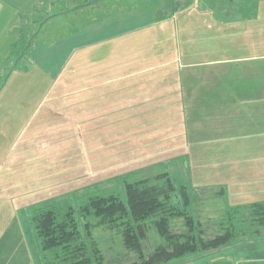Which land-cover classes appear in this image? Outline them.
<instances>
[{
    "label": "rangeland",
    "instance_id": "374dc122",
    "mask_svg": "<svg viewBox=\"0 0 264 264\" xmlns=\"http://www.w3.org/2000/svg\"><path fill=\"white\" fill-rule=\"evenodd\" d=\"M12 1L13 6L18 5L20 10L28 6L24 0ZM19 1L21 5H19ZM155 1L153 0L151 4L154 12H156ZM122 2L123 0L120 2L118 0H101L84 9H81L76 0H60L53 4L35 2L37 3L34 7L36 10L31 9L29 12L32 20L37 21L35 26L32 22L29 23L30 26L29 24L24 26L23 30L25 28L26 30L20 36L21 40L17 41L12 55L0 61V102L15 100L20 103H35L36 108L43 105L51 106L46 104L51 100L58 101L52 98L54 92L51 94V90L57 89L56 92L60 94L63 86L69 85V88L74 86V89L77 90V87L89 84V81L84 80V77L78 80L79 69L89 70L94 66H99L106 60L98 61L105 58L112 59L114 53H134V49L141 45L138 41L140 39H143V43L148 42V49L153 51L162 48L161 45L169 43L170 39L173 40L176 36L180 37L183 46L184 43L190 44V47L196 48L198 53H201L198 56L199 59L203 58L206 49H215L220 45L222 47L228 45L229 48H242L243 50L239 52L244 54L246 60L248 58L255 60L258 53L264 52V13L262 11L260 19H257L255 7L251 9L249 7V10L239 13L214 11L213 15H216L217 19L213 21L205 13L191 12L188 28V24L183 26L185 19L179 24L176 22L173 24V20H168L170 24L165 26H160L159 20L155 21L157 16L172 18L174 12L153 13L149 8L137 6L136 1L132 6H130V2L127 5H121ZM180 11L175 15L180 17ZM59 12H63V17H51L46 20L50 15ZM151 16L153 18L151 23H145L144 20L140 26H136L132 22L137 21V17L141 20ZM222 16L227 17L229 21H221ZM252 16L255 17L253 22L251 21ZM152 38L166 39V41L159 45H152L150 44ZM258 39L263 42L261 45L253 41ZM168 43L166 44L167 48L170 46ZM141 50L145 52L147 48ZM95 62L96 64L92 65ZM72 93L74 91L67 95L70 96ZM107 96L112 95L103 93L101 90L90 89L79 93L78 98L84 100V107L91 105L93 112L96 110V114L99 115L106 113L109 109ZM67 101L72 104L65 106L62 109L63 113L60 112V109L56 111L61 113H59L60 117H58L59 115L42 117L37 120V123L31 121L30 124H28L30 121L24 122V119L20 118L21 123L15 127L17 129L15 133L18 132L20 142H31V146L37 149L44 147L42 137L47 134L49 136L50 127H59V130L50 133V136L56 133H63V136L61 139L53 141L52 145H67L69 150L67 156L47 157L37 151V156L22 153L19 158L15 155L3 157V150L0 146V264H41L38 260L39 244L31 223V213L34 208L63 198H68L72 205L77 207L80 204V195L88 193V191H92V194L112 190L123 197V180L125 178L130 180L153 178L164 172H167L174 180L176 187L179 185L187 187L190 197L189 214L194 217L204 232V240L208 241L215 236L217 230L215 223L221 221L228 205L224 203L219 189L196 188V181L194 178L191 180L190 177L189 167L192 165L187 157L174 156L173 150H168L172 144L171 139H154L153 144H148L151 141L143 138V140L137 139L134 144L130 143L125 146L123 145L125 141L123 126L117 125V129H114L112 125L106 124L96 125L102 129L99 136H114V138L95 139L92 136L94 134L92 131L83 137L80 133L83 125L73 123L81 120V117L72 116L76 113L77 99L75 96H71ZM111 107L114 106L111 105ZM38 109L40 110V108ZM43 109L44 107L41 108V112ZM18 112L20 114L19 110ZM23 115L25 116L24 109H21L20 117ZM87 119L89 117L85 116L84 120ZM137 126L141 127L140 124ZM18 128H20L19 131ZM142 129L144 128L139 130ZM42 134L45 135L42 136ZM34 135H36V140L32 141L31 137ZM0 141L7 142L3 137H0ZM48 144H50V140ZM129 148H131V152L128 151ZM125 149L126 156H124ZM166 149L168 151H165ZM162 152H166L164 160L160 158L153 161L154 157H157L155 154ZM82 153H84V157ZM88 157L90 165L86 163ZM145 159L150 161L143 166L144 168L121 164L112 167L114 170L96 171L98 168L105 169L109 165L129 160L131 163L140 161L136 165H141L142 161H146ZM82 160H85L84 167L80 166ZM60 164H66L63 166L65 172H59L57 175L66 176L68 180L61 186L59 183L46 185L45 183L54 177L55 172L52 169ZM35 176L41 181L36 182ZM42 184L45 187H41ZM252 210L249 207L239 208L240 218H250ZM89 222L94 223L93 220H89ZM246 222L249 223V221ZM183 224L182 219H175L172 222L171 230L173 232L183 231ZM92 227L91 232L105 256L106 264L131 262L134 257L126 252L114 231L102 227ZM260 232V234H264V229ZM155 238L153 229L149 228L147 240L143 243L147 250L153 247ZM247 239L252 240L251 238ZM230 245L226 246L234 250L236 244ZM226 246L198 251L183 257L174 264H202L208 259L212 260L219 256L220 252L215 251Z\"/></svg>",
    "mask_w": 264,
    "mask_h": 264
},
{
    "label": "crops",
    "instance_id": "0c3cea01",
    "mask_svg": "<svg viewBox=\"0 0 264 264\" xmlns=\"http://www.w3.org/2000/svg\"><path fill=\"white\" fill-rule=\"evenodd\" d=\"M24 1L28 6L20 10L18 5L13 6L12 0H0V61L9 58L14 51L22 15L25 18L31 9L35 11L37 1L53 4L56 0ZM98 1L101 0L80 7L84 9ZM134 1L137 6L149 8L153 13L174 12L172 18L168 16V19L157 16L155 21L159 20L160 26L170 24L169 21L172 20L173 24L175 22L179 24L185 19L183 26L188 24L189 28L191 12L205 13L210 16L211 21L217 19L216 15H213L214 11L239 13L249 10V7L250 9L255 7L257 19H260L262 11L264 13V0H156L154 2L156 12L151 7L153 0H123L121 5L130 2L132 6ZM179 10L182 17L175 15ZM62 14L63 12L56 13L51 17H63ZM252 17L253 22L255 17ZM130 19L133 20L132 17ZM137 19L135 22L132 21L136 26H140L144 20L145 23L153 21L152 16ZM221 21L229 19L222 16ZM142 40H138L141 45L134 49V53H114L112 59L98 61L106 60L99 66L89 70L79 69L78 80L84 77L89 84L81 85L76 88L77 90L74 86L71 88L69 85L63 86L60 94L56 92L57 89L51 90V94L54 92L52 98L58 100H51L46 104L51 106L43 105L38 107L39 110L36 104L31 102L20 103L15 100L0 102V137L7 141H0L2 156L15 155L19 158L22 153L37 156V151L47 157L67 156L69 153L67 145H52L53 141L63 136V133L50 136V133L59 130V127L51 126L49 136L45 135L46 133L42 134L45 136L42 137L44 147L41 149L33 148L31 142H20L15 127L21 123L20 118L24 119V122L30 121L28 123L30 124L31 121L37 123L42 117L54 115L60 117L62 109L72 104L67 101L68 98L75 96L78 105L75 106L76 113L72 116L81 117V120L73 123L83 125L80 130L83 137L91 131L95 139L111 137L99 136L102 129L96 125L106 124L112 125L114 129H117V125L123 126L125 146L143 138L151 141L148 144H153L154 139H171L172 144L168 150H173L174 156L187 157L192 165L189 167L190 177L197 182L196 188L219 189L224 203L228 206L264 203V52L258 53L255 60L250 58L246 60L244 54L239 52L243 50L242 48L220 45L215 49L211 48L212 50L206 49L203 58L199 59L201 53L190 47V44L184 43L183 46L180 37L170 39V42H167L170 44L168 48L165 43L161 45L162 48L153 51L148 49V42L143 43ZM150 40L152 45L166 41L159 38ZM253 41L258 45L263 43L259 39ZM146 48L145 52L141 50ZM94 64L96 62L92 65ZM69 89L74 91L70 96L67 95L72 92ZM90 89L112 95L107 96L109 109L106 113L98 115L96 110L93 112L91 105L84 107V100L78 96L79 93ZM42 107L44 109L41 112ZM21 109H24L23 117H20ZM58 109L61 113L56 112ZM85 116L89 119L84 120ZM138 124L141 127H138ZM141 128L146 130H139ZM31 140L35 141L36 135L31 137ZM128 151L131 152V148ZM115 153L117 154L116 151ZM165 154L166 152L156 153L157 157H154L153 161L165 158ZM82 156L84 157V153ZM145 160L141 165H136L140 161L131 163L129 160L109 165L105 169L98 168L96 171L114 170L112 167L121 164L143 167L150 161ZM86 163L90 165L89 157ZM84 165L85 160H82L80 166ZM63 166L66 164H60L52 169L55 172L53 179H56H51L45 183L46 185L59 183L61 186L68 180L66 176L57 175L59 172H65ZM35 181L41 180L35 176ZM41 187L45 186L42 184ZM251 239L244 238L234 242L230 245L236 244L234 250L229 249V246L216 250L215 252H220L219 256L202 264H264V234Z\"/></svg>",
    "mask_w": 264,
    "mask_h": 264
},
{
    "label": "trees",
    "instance_id": "16d2710c",
    "mask_svg": "<svg viewBox=\"0 0 264 264\" xmlns=\"http://www.w3.org/2000/svg\"><path fill=\"white\" fill-rule=\"evenodd\" d=\"M76 1L79 6H86L97 0ZM31 22L35 26L37 21L32 20L30 13L25 18L22 15L17 41L26 30L23 27ZM123 189V197L112 190L85 192L80 195L77 207L68 198H63L34 208L31 223L39 244V262L106 264L91 232L92 226L114 231L120 238L123 248L134 257L131 262L122 264H174L198 251L218 249L242 238L257 237L264 229V203L228 206L221 221L215 223V236L204 240V232L189 214L187 187H176L167 172L153 178H125ZM247 207L253 209L251 217L240 218L239 208ZM175 219H182L183 231L171 230ZM149 228L153 229L156 238L153 247L147 250L143 243Z\"/></svg>",
    "mask_w": 264,
    "mask_h": 264
}]
</instances>
